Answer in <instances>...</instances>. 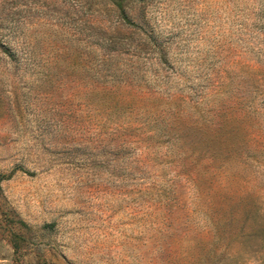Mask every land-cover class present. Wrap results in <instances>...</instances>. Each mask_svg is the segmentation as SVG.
Here are the masks:
<instances>
[{"label":"rangeland","instance_id":"1","mask_svg":"<svg viewBox=\"0 0 264 264\" xmlns=\"http://www.w3.org/2000/svg\"><path fill=\"white\" fill-rule=\"evenodd\" d=\"M0 264H264V0H0Z\"/></svg>","mask_w":264,"mask_h":264}]
</instances>
